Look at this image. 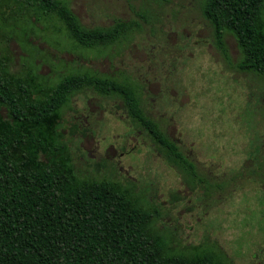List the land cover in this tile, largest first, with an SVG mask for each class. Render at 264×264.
Listing matches in <instances>:
<instances>
[{
	"label": "rangeland",
	"instance_id": "rangeland-1",
	"mask_svg": "<svg viewBox=\"0 0 264 264\" xmlns=\"http://www.w3.org/2000/svg\"><path fill=\"white\" fill-rule=\"evenodd\" d=\"M62 1L84 26H137L107 46L81 47L54 16L0 0V66L41 86L75 72L133 84L143 113L193 166L168 162L121 96L85 88L57 123L75 175L119 183L152 212L170 249L264 264V71L239 66L229 30L217 45L205 0Z\"/></svg>",
	"mask_w": 264,
	"mask_h": 264
},
{
	"label": "trees",
	"instance_id": "trees-1",
	"mask_svg": "<svg viewBox=\"0 0 264 264\" xmlns=\"http://www.w3.org/2000/svg\"><path fill=\"white\" fill-rule=\"evenodd\" d=\"M22 1L54 16L81 47L107 46L137 26L87 27L62 0ZM263 7L264 0L204 1L217 45L224 48L223 30L232 32L244 70L264 71ZM85 88L121 96L128 116L169 151L168 162L193 167L143 113L133 84L75 72L41 86L1 63L0 264H225L210 251L170 249L151 226L152 212L119 183L75 175L57 123L62 106Z\"/></svg>",
	"mask_w": 264,
	"mask_h": 264
},
{
	"label": "flooded vegetation",
	"instance_id": "flooded-vegetation-1",
	"mask_svg": "<svg viewBox=\"0 0 264 264\" xmlns=\"http://www.w3.org/2000/svg\"><path fill=\"white\" fill-rule=\"evenodd\" d=\"M156 122V121H155ZM157 123V122H156ZM158 124V123H157Z\"/></svg>",
	"mask_w": 264,
	"mask_h": 264
}]
</instances>
